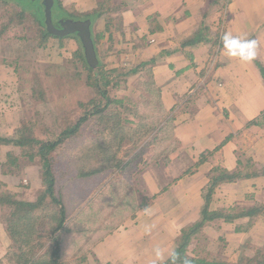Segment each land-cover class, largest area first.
<instances>
[{"label":"rangeland","instance_id":"obj_1","mask_svg":"<svg viewBox=\"0 0 264 264\" xmlns=\"http://www.w3.org/2000/svg\"><path fill=\"white\" fill-rule=\"evenodd\" d=\"M56 1L62 10L81 18L76 21L89 20L88 15H93L90 30L96 37L97 64L99 62L101 69L111 73L108 77L112 85L107 96L112 102L107 103L98 94L100 88L90 79L91 72L80 61L79 56L84 47L78 36L65 35L61 39L49 36L45 34L47 28L36 20L33 10L27 13V17L20 18L15 13V4L0 2V69L7 70L9 76H14L20 82L19 126L14 129L11 137L0 135L2 138L16 137L20 128L24 127L20 135L52 140L69 130L86 114L105 109L104 120L91 115L78 134L60 145L53 153L52 168L55 196L66 208L67 216L66 230L59 235L62 246L61 264H101L92 251L100 235L111 233L127 219L135 217L138 210L152 206L153 198L142 193L144 188L139 177L151 169L152 165L151 171L160 166L152 159L144 162V159L153 154V150L146 151L145 147L149 142L161 143L168 133L157 134V125L146 123L148 111L158 112L164 117L157 99L160 91H157L158 88L144 65L146 61L141 60L147 53L151 38L137 33L131 23L126 26L123 22L122 11L128 8L126 4H122L124 0ZM95 11L99 17H94L97 14ZM61 20L63 19H53L55 23ZM64 20L67 19L64 17ZM170 125L168 123L167 127ZM88 150L95 153L87 156ZM10 152L19 157L16 163H5L9 160ZM38 159L36 156L31 162L19 147L0 143V191L9 193L21 202H37L45 191L43 169ZM136 161L140 164L135 163ZM94 170L103 172L92 174ZM81 173L83 175L80 177ZM137 175L139 177L135 178ZM156 184L157 190H161V181ZM245 200L241 206L235 207L264 206L260 202L264 200L262 196L256 200L250 194ZM42 207L44 209H40L37 215L42 212L50 215L54 209H58L50 199ZM12 210L0 205V222L6 230L5 216ZM23 210L18 213H28ZM259 217L264 219V215ZM215 221L224 222L223 219ZM205 231L192 241L188 254L223 262V258L229 259L226 255L236 250L229 244V239L233 236L230 229L212 226ZM176 233L174 229L169 231L170 236ZM180 235L178 233L174 239L170 238L165 248H174L173 244ZM6 237L10 244L6 254L0 257V264H21L18 259L11 257L13 243L8 231ZM252 241L261 244V248ZM48 244L49 242L46 247L40 246L34 239L33 248L25 250L24 260L47 258L51 252H48ZM258 249H264V240L256 231L252 240L240 248V254L237 249L230 259L236 262L244 254L245 257L248 254L256 258ZM237 254L239 258H233ZM142 264L153 262L144 261Z\"/></svg>","mask_w":264,"mask_h":264},{"label":"crops","instance_id":"obj_2","mask_svg":"<svg viewBox=\"0 0 264 264\" xmlns=\"http://www.w3.org/2000/svg\"><path fill=\"white\" fill-rule=\"evenodd\" d=\"M122 4L128 6L122 11L126 26L131 23L137 33L151 38L141 60L160 91L157 99L164 117L148 111L146 123L157 125L155 133L168 134L161 143L149 142L145 147L153 154L144 162L152 159L160 167L151 171L152 165L135 177L154 204L100 235L92 251L101 264L155 261L156 247L166 249L170 238L200 220L203 190L223 171H243V175L217 184L211 211L241 206L250 194L256 200L264 197V0H124ZM225 32L257 40L256 59L244 63L224 55ZM19 90L20 82L0 69V133L9 137L19 126ZM248 163L253 164L250 176L244 175ZM157 181H161L159 191ZM213 223L218 229H230L229 244L239 254L256 231L264 240L260 217L246 233L235 231L238 222L222 221L211 222L203 231L216 227ZM173 229L177 235L170 236ZM0 231L3 257L10 242L1 222ZM172 249L165 250V260ZM234 251L226 255L229 259L222 257L225 262L235 263L230 259Z\"/></svg>","mask_w":264,"mask_h":264},{"label":"trees","instance_id":"obj_3","mask_svg":"<svg viewBox=\"0 0 264 264\" xmlns=\"http://www.w3.org/2000/svg\"><path fill=\"white\" fill-rule=\"evenodd\" d=\"M53 4L51 7L53 19L54 18H61L64 20L72 19V20H79L81 18L73 17V14L67 13L62 10L60 5L58 6L56 0H52ZM0 2L8 4L13 3L16 5L17 11L15 13L20 18L27 17V13L30 10L34 11V15L36 16V20L41 26L46 25V11H45V4L44 0H0ZM59 7V8H58ZM60 9V10H59ZM18 12V13H17ZM97 13V11H95ZM99 17L100 15L97 13L94 17ZM89 21H92L93 15H88ZM91 31V30H90ZM45 34L61 39L62 36L54 35L46 30ZM74 36H78L77 34H73ZM65 37V36H64ZM78 38H80L78 36ZM91 38L94 44L96 45V37L92 34L91 31ZM99 39V36L97 37ZM83 49V48H82ZM80 61L85 64V67L91 72L90 79L93 80L97 84V88L99 87L100 90L98 94H101L107 103L112 102L109 97V88L111 87L112 83L109 80L108 75L110 72H105L101 69L99 62L97 64V70L92 67L85 55V50H82V53L79 56ZM261 74L264 77V67L261 69ZM94 100H91V102ZM116 103V101H114ZM107 110V108H106ZM105 109H101V111L94 112L93 114H86L85 117L80 118L69 130H65L59 134L57 138L52 140H42L33 137L32 135L26 136L23 133L24 127L20 128L19 135L13 138H2L0 136V143L6 145H14L22 149V154L27 156L31 162H33L34 157H39L38 163L41 165L43 169V178L45 182V191L43 194L40 195L37 202H21L11 196L7 192L0 191V205L8 206L13 210L10 214L5 216V220L7 221L6 227L7 231L10 235L12 240L13 246L11 250V257L18 259L21 264H61V240L59 235L61 232L66 230V208L61 203V201L57 200L55 196V189H54V174H52L53 168V161L54 155L60 145L64 143L71 137H74L75 134H78L81 127L87 123L89 117L91 115L96 117H101V120H104L105 116ZM96 114V115H94ZM261 117L264 121V112L261 114ZM142 138V137H141ZM95 152L88 150L87 156L93 155ZM9 160L5 163H16L19 157L14 156L11 152L8 153ZM137 157V156H136ZM253 168L252 163H248V171L244 172V175L250 176L252 172L249 170ZM102 171V170H101ZM100 170H94L92 174H98ZM256 174V173H254ZM83 175H79L80 177ZM86 175V174H85ZM243 175V171L234 172L233 174L227 172H221L219 175L215 176L207 187L203 190V200H204V207L201 212L200 220L192 223L181 230L180 238L174 243V252L176 254V259L173 261L171 257L167 260L160 262L159 264H264V249H258V257L254 258L253 255L250 256H241L239 260L235 263L231 262H223L218 259L208 258V257H193L188 254V250L192 241L202 233L203 229L211 224V222L223 219L225 223H236L235 231L237 233H246L248 232L256 223L260 215H264L263 209L264 206H254L251 208H243V207H232L229 209H219V210H210V204L212 201V194L214 192L215 187L217 184L222 182H232L235 181L238 177ZM50 199V202L56 205L58 209H54L50 215L46 213H39L40 209H44L42 204L46 202V200ZM49 203V202H48ZM50 206V205H49ZM54 208V207H53ZM23 209L27 210V214H23L18 211H22ZM24 211V210H23ZM45 211V210H44ZM36 213V214H35ZM258 217V218H257ZM48 219V220H47ZM246 223H245V221ZM243 221V222H239ZM238 224V225H237ZM37 226V227H36ZM53 231V233H52ZM49 235V236H48ZM37 240L40 246L46 247L48 244V252L47 258L43 259H30L24 260L25 250L33 248L32 242L33 240ZM47 239V240H46ZM46 240V241H44ZM25 247V248H23ZM261 248V247H259ZM198 255V254H197ZM41 258V257H40ZM21 260L23 262H21Z\"/></svg>","mask_w":264,"mask_h":264},{"label":"water","instance_id":"obj_4","mask_svg":"<svg viewBox=\"0 0 264 264\" xmlns=\"http://www.w3.org/2000/svg\"><path fill=\"white\" fill-rule=\"evenodd\" d=\"M45 11H46V25L47 29L50 33L58 36H65L71 34H77L83 44L85 55L88 63L97 68V58L95 47L91 38V31H90V21H76V20H61L55 23L53 21V14H52V0H44Z\"/></svg>","mask_w":264,"mask_h":264},{"label":"clouds","instance_id":"obj_5","mask_svg":"<svg viewBox=\"0 0 264 264\" xmlns=\"http://www.w3.org/2000/svg\"><path fill=\"white\" fill-rule=\"evenodd\" d=\"M222 52L224 55L237 59L244 63H251L257 57L258 43L255 39H242L240 37L233 36L231 32H225L221 36ZM165 249L156 247L154 249L155 261L164 259ZM170 257L173 261L176 259L175 252L170 253Z\"/></svg>","mask_w":264,"mask_h":264}]
</instances>
